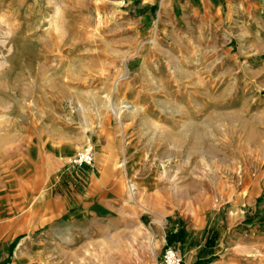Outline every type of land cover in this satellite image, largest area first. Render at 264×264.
<instances>
[{"label": "rangeland", "instance_id": "obj_1", "mask_svg": "<svg viewBox=\"0 0 264 264\" xmlns=\"http://www.w3.org/2000/svg\"><path fill=\"white\" fill-rule=\"evenodd\" d=\"M137 15V0H0V250L40 234L45 189L88 193L89 221L105 195L116 211L60 232L57 264H155L164 233L204 264L238 221L264 239V8L213 40L155 19L140 35ZM45 142L63 160L92 143L93 181L46 179Z\"/></svg>", "mask_w": 264, "mask_h": 264}, {"label": "crops", "instance_id": "obj_2", "mask_svg": "<svg viewBox=\"0 0 264 264\" xmlns=\"http://www.w3.org/2000/svg\"><path fill=\"white\" fill-rule=\"evenodd\" d=\"M155 5H160L161 12L157 16L155 15L154 18L153 14L155 11L152 10ZM263 8L264 0H137V21L140 26V30L137 32L141 35L145 30L148 31L155 19L158 21V24L172 26V30L178 26H181L183 30L194 27L201 40H213L223 34V25L225 24L238 26L253 25L255 12ZM245 31L247 35L248 30L246 29ZM47 144V142L44 143L45 156H40L44 160L43 170L46 179L52 178L54 173L59 175L65 173L63 174L64 178H60L63 183L68 178H71L73 173L77 174V171H80L81 175L78 176L82 181H93V173L87 165L75 168L68 167L66 160H63V158L56 154V143H49L53 145V148L50 149L47 148ZM59 175L57 176L59 177ZM38 195V206L36 208L38 216L36 226L38 227L34 228H37L40 234L36 236L30 234L23 235L21 240L16 242L11 254H6V258L4 257L3 260H0L2 261L0 264H57L56 254L51 250H60L62 248V241L59 239L60 232L64 230L69 233V230L75 223L96 222L99 219L110 221L111 218L115 217L113 214L116 211L110 207L108 203L110 199L106 195L103 202H97L98 205L106 206L105 212L100 216L92 217L90 221L83 214L84 211L89 210L86 207V202L89 200L88 193H84L81 196L76 195V197L75 195L72 196L71 193H52V191L49 192V189H45ZM28 199L29 196L24 193L17 194L16 203H19V206H21L18 213L24 214L23 209H25L24 207L30 201ZM13 202L9 201L11 205ZM120 214L123 216L122 212H118L117 210V216H120ZM238 222L227 228L229 230L244 228V231L237 232L235 230L233 231V234L236 235L235 239H231L226 243L219 242L221 249L216 251L214 253L216 255L204 264H264V253H262L264 239L256 237L252 231L247 232L249 230L248 227H250L247 223L238 226ZM26 223L30 224V220L28 219ZM189 227L194 230L203 231L205 229V222L198 215L192 220ZM229 230H227L228 234ZM22 231L24 230H20V232ZM92 232L93 230H89V233ZM96 232L100 233L101 237H103L109 232V229L101 228L97 229ZM167 238H165L164 233L162 239L164 245L170 242L169 236ZM11 241L1 245L0 254H2V257L6 253ZM203 243L204 241L197 247H200ZM254 253L256 255H253ZM195 260L196 256L192 257L190 255L188 260L184 261V264H192Z\"/></svg>", "mask_w": 264, "mask_h": 264}, {"label": "built area", "instance_id": "obj_3", "mask_svg": "<svg viewBox=\"0 0 264 264\" xmlns=\"http://www.w3.org/2000/svg\"><path fill=\"white\" fill-rule=\"evenodd\" d=\"M94 146L92 143H87L86 146L71 155L66 160V165L70 168H75L81 165L92 166L94 163ZM181 257L175 251V249L169 245H164L160 261H156L155 264H180Z\"/></svg>", "mask_w": 264, "mask_h": 264}, {"label": "bare ground", "instance_id": "obj_4", "mask_svg": "<svg viewBox=\"0 0 264 264\" xmlns=\"http://www.w3.org/2000/svg\"><path fill=\"white\" fill-rule=\"evenodd\" d=\"M121 106H123L122 104H119V105H112V107H110L116 117V119L118 120L119 122V126L121 128H123V122L121 120V115H122V112H123V108H121ZM134 185L130 186V190H129V195L132 196L134 193ZM159 219H161V217H159ZM160 222V221H159Z\"/></svg>", "mask_w": 264, "mask_h": 264}, {"label": "trees", "instance_id": "obj_5", "mask_svg": "<svg viewBox=\"0 0 264 264\" xmlns=\"http://www.w3.org/2000/svg\"><path fill=\"white\" fill-rule=\"evenodd\" d=\"M167 237H168V234L166 235ZM168 239V238H167ZM14 243L15 242H12L11 244H10V249H12L13 248V246H14ZM170 243V242H169ZM169 245V244H168ZM182 264V263H181Z\"/></svg>", "mask_w": 264, "mask_h": 264}]
</instances>
